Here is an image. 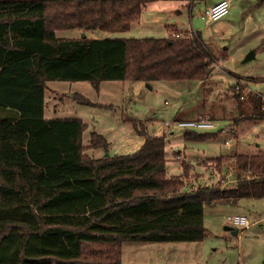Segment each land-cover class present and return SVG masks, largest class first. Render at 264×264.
<instances>
[{"label":"trees","instance_id":"16d2710c","mask_svg":"<svg viewBox=\"0 0 264 264\" xmlns=\"http://www.w3.org/2000/svg\"><path fill=\"white\" fill-rule=\"evenodd\" d=\"M155 1L0 0V264H122L125 242L200 241L205 206L264 198V154H234L233 185L189 188L190 165L169 174L166 135L147 133L140 120H131L144 137L137 151L93 158L86 149L107 151L102 134L92 132L85 146L80 118L45 117L48 81L98 88L101 81L209 77L214 59L198 31L163 38L55 34L125 32ZM73 98L92 104L78 92ZM256 109L264 119L261 99ZM217 132L183 137L207 140ZM211 162L220 168L221 158Z\"/></svg>","mask_w":264,"mask_h":264},{"label":"rangeland","instance_id":"374dc122","mask_svg":"<svg viewBox=\"0 0 264 264\" xmlns=\"http://www.w3.org/2000/svg\"><path fill=\"white\" fill-rule=\"evenodd\" d=\"M216 1L193 0L190 10L188 1L152 3L153 7L165 6L166 10L144 9L139 23L135 21L125 32L57 30V37L68 38L82 34L91 39L163 38L171 33L164 26L171 21L179 24L178 29L198 31L214 64L209 77L201 82L112 80L101 81L95 88L87 81H48L51 89L45 95V117L80 118L86 123L82 133L85 146L92 132L102 134L108 141L107 151L86 149L93 158L137 151L144 137L135 132L131 120H140L147 133L166 135L165 156L170 174L179 175L186 163L191 175L188 185L222 186L226 172H234V154H264V119L254 115L260 99L264 103V0H231L228 14L205 26L201 18L204 8ZM149 22L146 28L144 25ZM251 52L253 57L246 60ZM74 92L92 104L75 101ZM237 93L240 100L235 98ZM179 110L188 112L184 119L209 117L229 131L207 140H187L183 131L162 132L163 121L172 120ZM225 140L232 143L231 147L224 145ZM176 153L180 159L175 157ZM216 158H221L220 168L211 162ZM229 213L244 215L251 226L232 224L238 229V234L232 235L224 228ZM203 222L207 235L200 241L123 243L122 264H245L249 256L255 255L261 262L264 260V198L241 199L237 205L205 206Z\"/></svg>","mask_w":264,"mask_h":264},{"label":"built area","instance_id":"2783aa9c","mask_svg":"<svg viewBox=\"0 0 264 264\" xmlns=\"http://www.w3.org/2000/svg\"><path fill=\"white\" fill-rule=\"evenodd\" d=\"M231 6V0H218L214 4L206 7L201 15V18L205 22V26L209 23L225 16L228 14ZM194 30H188L187 34L194 33ZM172 35L179 36L181 32H173ZM214 64V61L211 63ZM239 89V86H236ZM163 130L167 134H170L174 131H183V132H194V131H213L217 130L220 132L229 131L225 126H222L215 119L209 117L198 116L193 119H172L163 121ZM228 144V143H227ZM236 182V177L233 175L231 170L227 171L225 178L222 180V186H229ZM227 220L234 225H241L245 228L249 227V222L246 217L242 215H229Z\"/></svg>","mask_w":264,"mask_h":264},{"label":"crops","instance_id":"0c3cea01","mask_svg":"<svg viewBox=\"0 0 264 264\" xmlns=\"http://www.w3.org/2000/svg\"><path fill=\"white\" fill-rule=\"evenodd\" d=\"M168 1H173V0H167V2ZM155 2H159V1H155ZM155 2H150L149 4H147L146 5V7H145V9L146 8H150V10L152 11V10H154L155 8H157V9H159V10H161V11H165L166 10V8H164L163 6H156V7H153L151 4L152 3H155ZM217 2V1H216ZM232 2V1H231ZM215 2H212V3H209V4H207L206 6H205V8L206 7H208V6H210V5H212V4H214ZM193 5V1H191V2H189L188 4H187V10H190L191 9V6ZM152 6V7H151ZM204 8V9H205ZM166 19V18H165ZM152 20V19H151ZM168 20H169V18H168ZM138 21V20H137ZM135 22V23H139V21L138 22ZM164 21H167V20H164ZM170 21V20H169ZM134 23V22H133ZM132 23V24H133ZM149 25H150V22L149 23H146L144 26L146 27V28H148L149 27ZM178 23H172L171 21L169 22V23H165L164 24V26H165V28L167 29V27L168 26H172L173 27V29L172 30H170L171 32H185V31H188V30H192V28H185V29H178ZM152 26V25H151ZM131 27H132V25H131ZM51 88L50 87H48L47 86V90H50ZM46 90V91H47ZM46 91H45V95H46ZM194 108V107H193ZM44 111H45V108H44ZM188 115V112H186V111H184V110H179L178 112H177V114H176V116L173 118V119H184V117H186ZM243 115V113L242 114H240V116H242ZM162 132H164V130H163V126H162ZM149 134H154V133H149ZM228 143V144H227ZM231 144L232 143H230L229 141H224V145H226L227 147H231ZM166 150V149H165ZM177 159H180V155L178 154V153H176V156H175ZM182 160H183V158H182ZM167 161V160H166ZM185 162V161H184ZM166 170H167V164H166ZM168 172V171H167ZM169 173V172H168ZM170 174V173H169ZM195 184H192V186H190V185H188V187L189 188H195L196 186H194ZM187 187V188H188ZM229 215H236V214H232V213H229V214H227L226 215V220H227V217L229 216ZM242 216H244V215H242ZM245 217V216H244ZM247 219V218H246ZM258 220H260V218L259 219H257V220H255V221H253L252 223H256ZM227 222H228V225H226L224 228L225 229H227L228 227L230 228V230L229 229H227V230H229V231H233L234 230V227H232V223H230L228 220H227ZM240 226V225H239ZM251 226V223H249V227ZM235 230H237V234H238V229H235ZM236 234V235H237ZM263 255H264V253H263ZM261 263V260H260V258H256V255L255 256H252V257H248L247 258V260H246V262H245V264H260Z\"/></svg>","mask_w":264,"mask_h":264},{"label":"water","instance_id":"95a60500","mask_svg":"<svg viewBox=\"0 0 264 264\" xmlns=\"http://www.w3.org/2000/svg\"><path fill=\"white\" fill-rule=\"evenodd\" d=\"M85 35L84 34H82V37H84ZM253 52H251L247 57H246V60H248L249 58H251V57H253ZM106 156H108V154H106L104 157H106ZM227 229H229L230 230V228L228 227ZM231 233H232V235H236L237 234V230H233V231H231ZM260 264H264V260L260 263Z\"/></svg>","mask_w":264,"mask_h":264}]
</instances>
